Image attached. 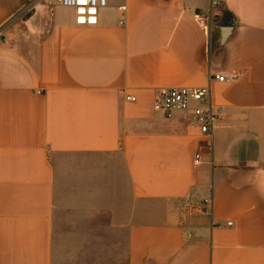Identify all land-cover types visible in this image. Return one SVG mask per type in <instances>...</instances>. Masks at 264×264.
<instances>
[{
  "label": "crops",
  "instance_id": "0c3cea01",
  "mask_svg": "<svg viewBox=\"0 0 264 264\" xmlns=\"http://www.w3.org/2000/svg\"><path fill=\"white\" fill-rule=\"evenodd\" d=\"M3 27L0 264H264V0H109L91 27L0 0ZM173 87H210L212 148L154 111Z\"/></svg>",
  "mask_w": 264,
  "mask_h": 264
},
{
  "label": "built area",
  "instance_id": "2783aa9c",
  "mask_svg": "<svg viewBox=\"0 0 264 264\" xmlns=\"http://www.w3.org/2000/svg\"><path fill=\"white\" fill-rule=\"evenodd\" d=\"M213 5L222 0H211ZM61 6L72 8L75 11L76 23L79 26L91 27L98 24L99 11L105 8L109 0H58ZM7 28H0V40L9 43L6 38ZM237 78L236 74L210 75L209 82H232ZM129 101H135L134 97H128ZM154 111L165 119L171 120L176 115H183L190 129H194L204 138L206 147L212 148L214 135L217 128L225 119L222 108L216 107L212 101L210 87L195 89L188 87L158 88L155 90ZM201 163V154L195 157V164ZM188 206L193 209H201L198 204L187 198ZM212 206V205H211ZM231 225V223H228Z\"/></svg>",
  "mask_w": 264,
  "mask_h": 264
}]
</instances>
